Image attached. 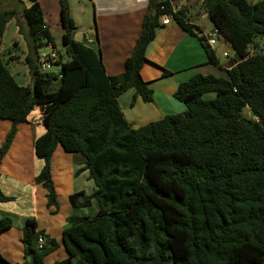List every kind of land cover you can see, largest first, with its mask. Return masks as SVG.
I'll use <instances>...</instances> for the list:
<instances>
[{"label": "trees", "instance_id": "obj_1", "mask_svg": "<svg viewBox=\"0 0 264 264\" xmlns=\"http://www.w3.org/2000/svg\"><path fill=\"white\" fill-rule=\"evenodd\" d=\"M28 1L22 12L0 13V38L19 15L26 22L31 77L23 86L10 69L18 43L0 48V120L12 123L0 165L17 127L39 109L46 133L35 143L44 161L35 184L46 190L50 213L60 209L52 168L58 146L80 159L85 166L76 176L88 171L95 190L69 196L73 209L93 214L68 217L60 241L39 230L36 219L26 221L22 264H46L60 249L67 257L53 264H264V54L252 52L264 48V0H203L214 30L234 51L230 69L183 11L174 13L171 1L149 0L142 32L118 76L107 73L100 49L75 37L67 0L60 7L69 61L59 55L60 71L43 73L39 51L54 48L55 38L38 0ZM165 15L199 40L206 65L222 76L197 73L174 95L184 113L133 129L119 98L132 90V105L137 98L152 102L141 70ZM13 200L0 187V202ZM12 228L10 217L0 219V236ZM0 264L11 263L0 256Z\"/></svg>", "mask_w": 264, "mask_h": 264}, {"label": "crops", "instance_id": "obj_2", "mask_svg": "<svg viewBox=\"0 0 264 264\" xmlns=\"http://www.w3.org/2000/svg\"><path fill=\"white\" fill-rule=\"evenodd\" d=\"M18 1L25 2L26 0H11V4L8 6L9 9H7L14 10L10 9L11 7L17 9L16 7L21 6ZM67 1L70 9V16L78 28L75 37L94 49H100L103 63L110 76L121 75L125 70V63L127 59L130 58L142 32L143 21L150 9L149 0H85L86 3L82 7V11L84 12L82 13L84 16L83 22L77 19V10L73 8L71 0ZM170 1L175 9L184 12L188 17L189 23L200 28L202 32L207 33L206 29L198 25L194 20L198 14V11L194 9L199 5L203 7L202 0ZM38 2L41 5L43 15H46V17L44 15V18L48 26L51 27V22L49 23L51 20L48 16L51 17V13H53V22H56L57 26L63 31L61 26L60 0H38ZM25 3L27 6L24 4V7H30L29 2ZM89 3L92 4V7ZM108 6L110 7L109 9ZM124 7L130 10L123 11L122 9ZM44 11L48 12L44 13ZM90 11L93 12L92 17ZM21 16L22 14L19 15L18 18L20 19ZM18 18L11 20L8 24V28L13 26L14 20L17 22ZM19 27L21 26L16 24V28ZM8 28L6 30H8ZM213 30L214 25L211 32ZM13 39L9 44V42L5 43L3 41L2 43L0 38L1 50L4 48L9 49L12 45H15L17 40H15V38ZM88 40H92V43H88ZM222 42V38L219 37L218 44ZM216 46L213 47L215 51ZM226 55L229 59V55ZM146 59L147 61L141 70V76L146 82L151 83V88L153 89L152 102H144L141 98H137L134 105H132L134 97V91L132 90L119 98V104L126 121L130 125L135 126V128L157 122L169 115L184 113L186 111V106L174 97L178 86L188 81L197 73H202L204 75L210 74V72L205 73L206 68L204 67L208 66L206 65L207 57L201 43L198 39L183 30L174 20L169 25H162L161 23V26L157 28L155 38L148 46ZM218 59L223 68H231L225 67L220 58ZM213 75L222 76L220 72ZM1 121L0 129L2 132L0 133V149L12 127L11 122ZM22 125H26L24 128L28 131L27 134L33 136L30 149L17 148L12 143L11 148L0 165L1 190L6 196L14 198L11 202H0V219L10 217L13 220V228L0 236V243L5 236L10 237L12 233L17 230L20 237L21 253L23 252L21 243L22 230L28 219H36L39 230H44L49 234L47 232L49 230L45 228L42 229L39 226V207L43 206L40 200L42 198L44 205L47 207V192L41 186L35 184L36 177L44 167V161L36 156L35 143L39 137L46 133V128L43 125L42 115L39 109H35L30 115L28 123ZM26 138L28 139L29 137ZM57 150L56 148L55 152ZM61 150L63 152L61 153L62 156L68 158L67 163L61 164V168H59L60 164L56 165L55 154L52 159L53 181L57 193H59V188L63 189L68 197L78 192H84L86 195L93 193L95 186L93 181L89 178V172L83 170L80 175L76 176L77 171L84 169L85 165H83L82 162L80 163L78 157L66 153L63 148ZM15 152L23 154L24 156L26 155V157L30 159V178L17 176L10 173L8 169L3 168L4 162L8 158L10 159ZM48 211L50 210L48 209ZM0 256L8 260L6 256L2 254ZM64 259L65 257L61 258V260ZM11 264H17V262H11Z\"/></svg>", "mask_w": 264, "mask_h": 264}, {"label": "rangeland", "instance_id": "obj_3", "mask_svg": "<svg viewBox=\"0 0 264 264\" xmlns=\"http://www.w3.org/2000/svg\"><path fill=\"white\" fill-rule=\"evenodd\" d=\"M10 1L11 0H0V13L7 11L9 9L8 6L11 4ZM248 1L253 2V3H257L260 0H248ZM20 2H22L21 6L16 7V8L19 12H22V10L24 9V4L26 5L25 2H29V1L26 0L25 2H23V1H20ZM85 3H86L85 0H71V4H72L73 8L75 10H77L76 17L81 22L84 21V16L82 15V13H84V12L82 11V7H83V5H85ZM89 5L92 7L91 3H89ZM109 8L110 7L108 6V9ZM10 9H15V7H13V8L11 7ZM122 10L125 11V10H130V9H125V7H124ZM194 10L198 11L197 17H195L194 20L198 23V25H200L201 27L206 29L207 34H210L211 30L213 29V23L208 18V15H207L205 9L199 5V6H196ZM46 12H48V11H46ZM46 12L44 11V13H46ZM90 15L92 17V15H93L92 11H90ZM45 17H46V15H45ZM48 18L51 20V21H49V23L51 22L50 28H51V31H52L54 37H55V39H54L55 45H54V48L48 47V48H45L43 50H40L39 56H42L43 54H47V53L51 52L52 50H54L59 55H61V57L63 58V62L66 63L69 61V58L67 56L66 49L62 43L63 31L57 26L56 22H53V19H54L53 13H51V17L48 16ZM16 24H18L21 27L16 28ZM27 37H28V29H27L25 20H23V17L21 16L20 19L18 18L17 22L14 20L13 26L9 27L8 30H6L4 36L1 38V42L2 41L5 43L9 42V44L13 38H15V40H17V43H18L17 48L13 47V45L11 44L12 45L11 47H13V50H14L11 56L15 55V57H18V59H16V61L9 62V65H10V69H11L12 73L14 74L17 82L23 86L31 84V77H30V74L28 71V67L26 64V56H25L26 52L28 51V48L26 47V38ZM2 48H4V47H2ZM215 48H216V54H217L218 58H220L222 63L225 65V67H228V68L232 67V60L235 57V55H234V51L230 47V45L222 42V43L218 44ZM5 51L6 50L4 48V52ZM225 53L229 55V59L227 58V56L224 55ZM8 58H9V56L7 57V59ZM204 68H206L205 73L210 72V74H217V72H218V71L214 70V67H212V66H206ZM204 68H201V69H204ZM60 69H61V66L59 64H55L54 67L52 68V70H50V72L51 73H58L60 71ZM243 115L248 117V118L254 119L250 116L249 112H246V110L243 112ZM3 123H8V122H3ZM25 126L26 125H19L17 127V135L13 139L12 143L17 148L30 149L33 136L31 134H29V135L27 134L28 131L24 128ZM131 127L133 129H138V128H135V126H133V125H131ZM11 129H12V127H11ZM1 132L2 131L0 129V133ZM26 137H29V138L27 139ZM57 149H58L57 151H59V152L56 151L54 153L55 157H56V165L60 164L59 168H61V164L62 165L66 164L68 158H66L65 156H62L61 153H63V152L61 150L62 149L61 146H58ZM3 168L8 169L10 171V173L15 174L17 176H22L23 178H30V176H31L30 159L28 157H26V155L24 156L23 154H19L17 152H15L14 155L12 157H10V159L8 158L4 162ZM59 193H58V195H59V207H60V209H59V213L57 215H52L50 213V211H48L46 205H44L43 200L41 198L40 203L43 206L39 207V210H40L39 226L42 229L45 228L46 230H49V231H47L49 233L48 235L51 236L52 238L60 241L61 236H62L61 235L62 231L67 225L66 219L68 217L73 216V215L74 216H85V215H90L93 213H91L92 211H88V210H75V209H73L70 202H69V197L67 196V194H65V191L63 189L59 188ZM93 212H94V210H93ZM20 247H21V244H20L19 232L17 230H15L14 233H12V235L10 237L5 236V238L3 240H1L0 255L2 254L4 256H6L8 258V260L7 259L6 260L10 263L11 262L12 263L17 262V264H22L25 261L23 244H22V247H23L22 253L20 251ZM62 257L66 258V254H65V251L63 249H61L60 251L55 252L54 254L49 256L46 260V264H53L54 261H61Z\"/></svg>", "mask_w": 264, "mask_h": 264}, {"label": "built area", "instance_id": "obj_4", "mask_svg": "<svg viewBox=\"0 0 264 264\" xmlns=\"http://www.w3.org/2000/svg\"><path fill=\"white\" fill-rule=\"evenodd\" d=\"M159 2H165V1H170V0H158ZM203 1V0H202ZM172 3V2H171ZM173 5V4H172ZM174 7V6H173ZM174 13H177L178 10L175 9L173 10ZM173 21V17L170 15H165L162 17L161 19V23L162 25H169L171 22ZM199 36H203L206 38V43L211 46L212 48L214 46H216L219 43V33L217 30H213L210 34H207L205 32H196ZM88 43H92V40H88ZM254 53H260V54H264V48L262 50H254L252 51ZM225 56H227L225 54ZM59 59V54L52 50L51 52L47 53V54H43L40 57V67H41V71L43 73H49L50 70H52V68L54 67L56 61H58ZM44 245V240L41 238L39 239V247L42 248Z\"/></svg>", "mask_w": 264, "mask_h": 264}]
</instances>
